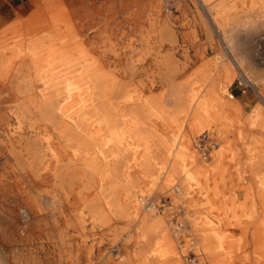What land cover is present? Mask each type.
Returning <instances> with one entry per match:
<instances>
[{
  "label": "bare ground",
  "instance_id": "1",
  "mask_svg": "<svg viewBox=\"0 0 264 264\" xmlns=\"http://www.w3.org/2000/svg\"><path fill=\"white\" fill-rule=\"evenodd\" d=\"M208 1L202 0L203 4ZM87 2L88 10L82 14L49 2L40 13H32L16 23H24L25 27L0 37V104L8 103L6 114L0 116L3 125L0 144L14 161V168H10L13 179L5 185L54 183L67 199L70 192L79 189L75 190L72 185L76 178L83 188H94L93 198H90L92 195L85 197L82 190L77 191L81 205L94 224L109 222L111 211L125 217L128 223L142 215L138 239L143 241V246L131 251L127 262L161 264L169 256L173 258L171 264H183L180 257L173 255L169 243L158 246L156 239L162 240L164 232L169 231L168 221L149 214L156 207L153 197L137 195L138 181L131 173L135 172L140 182H147L167 168L168 178L161 187L175 181L183 186L198 183V174L205 169L198 167L195 153L186 156L192 145L189 139L183 144L184 139L204 128L199 131L203 133L211 124L222 126L244 120L242 107L227 90L234 74L232 67H236L234 81L239 78L244 85L245 75L252 87L256 88L257 82L242 69L244 62L240 57L234 58L233 64L223 61L222 72L207 68L197 80L211 79V85L196 105L204 107L209 101L216 109L207 116L191 114L193 101H185L183 96V88L188 84L173 78L180 70L182 55L190 57L186 42L190 45L197 42L198 24L207 42L215 43L214 32L207 23L187 14L184 0ZM233 5L229 0H220L209 8L222 41L220 57L226 52L232 56L234 50L228 34L230 23L238 30L244 26V17L239 16V11L230 12ZM251 7L264 15V0H254ZM61 22L66 25L64 28L58 25ZM148 61L158 67L157 72L167 83L159 93L142 94V84L131 81L139 69L147 71L148 66L144 68V65ZM186 114L191 127L178 147L185 154L171 157ZM166 129L170 132H164ZM150 141H156L155 148L163 149L166 154L153 156ZM67 144L73 146V155ZM139 149H143L142 153ZM66 155L70 157L65 162ZM150 159H159L158 169ZM230 161V167L239 164L244 167V160ZM172 190L168 191L172 198V194L183 195L179 187L173 193ZM51 199L49 204L54 213L61 204L56 195ZM129 203L132 210L128 208ZM178 206L176 209L182 211V206ZM142 207L149 213L141 214ZM66 211V206L60 209L61 219L54 217L48 227L50 262L101 264L102 258L96 260L97 242H87L83 235L85 211L81 210L73 219L67 217ZM132 237L125 238L126 242Z\"/></svg>",
  "mask_w": 264,
  "mask_h": 264
},
{
  "label": "rangeland",
  "instance_id": "2",
  "mask_svg": "<svg viewBox=\"0 0 264 264\" xmlns=\"http://www.w3.org/2000/svg\"><path fill=\"white\" fill-rule=\"evenodd\" d=\"M87 1L89 0H25V4L26 8L30 10L31 14L38 11V13H40V10H43L45 4L49 2L63 5L69 11L77 10L76 13L80 11V13L82 14L87 12L88 10L89 2ZM218 1L220 0H209L208 3L203 4L202 0H184V3L186 4L185 9L187 14L196 15L197 19L200 22L207 23L209 28L214 32L215 43L210 44L209 42H207L206 37L203 33L202 26L201 24H198L197 42H195L193 45L187 44L186 42L185 48L189 52L190 57L187 59L184 55H182L179 61L180 70L173 79H175V81L177 82L181 81L188 84L183 88V96L185 98V101H193V106L191 105L190 107V113H197L201 116H207V114L212 113L216 109V107L209 101H206L204 103V107L196 105L197 101H199L201 98H203V96L206 95V92L211 85V79L205 81L197 80L200 73L207 68H213V72L215 73L222 72L223 61H227L230 62V64H233L234 58L235 60H238V58L240 57L244 62V66H242V69H244L246 74L251 79L253 78V80L257 82L256 88H246L245 92H243L242 87L238 86L237 82L234 81L236 67H232L234 70V74L230 82L228 83L227 90L234 96V98H236L241 103L240 106L242 107V112L245 118L244 95L250 96L253 101H255L257 105L259 104L264 110V89H261L263 86L262 78L264 77V15H261L258 8L256 13V7H251V3H249L248 0H243L242 2L241 0H229L230 2L235 4L233 5L230 12L233 13L239 11V16L244 17V26L243 28H241L242 30H238L234 25H231L230 23V26L228 27V34L229 37L232 38L234 50L232 56L229 54V52H226L228 55L226 53H223L222 57H220L218 51L222 50V41L212 22L213 14L211 12V9H209L211 5H214ZM253 11L255 12V15H251ZM28 16H25L23 18H26ZM23 18H16L10 20V24L8 22L0 25V37L10 36L11 32L15 28L25 27L24 23L16 25V23ZM252 20H255V22H252ZM58 25L61 26V28H64L66 26L62 22ZM144 68H147V71L144 72L142 69H139L137 73L135 72L133 74L131 81L142 84V88L144 89L141 92L142 94L161 92L166 87L167 83L164 80L163 75L161 74V76L160 73L157 72L158 67L151 63V61H148L145 63ZM148 74L149 76H151L149 77ZM134 77L137 79H135ZM6 104L8 103L1 102L0 116L6 114ZM229 109L231 111L232 108L230 107L228 108V110ZM240 124H244L243 120L240 122ZM189 125H191L190 117L186 114L182 122L179 138H177L180 143L185 138L184 133L188 132L190 129ZM210 126H208L207 128L205 127L207 131L203 132L208 136L206 146H204L203 148H199L197 146V140L199 138L200 132L204 130V128L202 130H199L200 132L196 131L188 138L186 137L183 144H187L189 139V142L192 145V149H187L186 156H188V154L195 153L198 156V167L213 171L218 165H220V167H228L229 164L232 163L229 159H227L230 151L227 152V155L225 154L226 157L224 159L222 156L217 157L216 152L222 150L225 147L226 142L232 139V136H234V129L230 128L229 131H227L226 136L220 138L217 136L214 128H210ZM2 127V119L0 118L1 138L3 132ZM164 132L169 133L170 131L166 129ZM156 144L157 142L155 141L152 142L151 145V147L153 148V156L160 155V150H157V148H155ZM67 147L69 153L73 155V146L67 144ZM139 150L142 153L143 149ZM68 157H70V155H66L63 161L66 162ZM47 161L52 162V160L49 158H47ZM149 162H152L154 168L158 169V166L160 164L159 159H150ZM13 163V159L7 155L4 147L0 144V264H52L49 260L51 237L48 227L51 225L54 217L57 219H61L62 216L59 215L58 211L60 209H64L65 206L67 208V217H70V219H73V216L75 218L77 216V213L81 210L87 211V209H84V207L81 205L77 196V191L82 190L85 197L92 195L90 198H93L95 196L94 188L92 187L90 189H85L80 185L79 181L74 178L72 185L74 186L75 190H77V188L79 189L74 193L70 192L69 197L65 199L63 198V193L60 191V189L54 186V183L40 182L36 186H29L24 183L20 186L13 185L12 187H8L6 186L7 181L12 180L14 176L11 172L14 168ZM188 168L189 167H187V169ZM134 173L135 172L131 174L133 175V177H136L138 181H136L138 189L137 195H139L140 198L153 197V202L156 205V207L154 208L155 210L151 213H149V211L145 210L143 207L140 213H149L152 217L160 216L164 218L166 222L168 221L167 227L169 231L164 232V238L162 240L156 239L159 247L163 244L168 245L169 243L173 255L180 257L183 261V264H186L187 258L190 254H192V252L198 254L200 251L203 252L204 257L201 258L198 255L196 256L204 263L244 264V260L242 261L238 258H236L235 261H232L229 257L226 259L224 258L221 260H214L205 253V250L201 249L197 245V235L195 228L196 224L192 222L190 212L195 210L196 207L198 208V206H195V204H197L196 202H198L199 199H197L195 196L193 197V193L195 189H202V187H200V184L198 186H195V184L183 186L178 181H175L167 187H161V185L164 184L168 178L167 168H164L163 172L156 175L153 180L150 179L147 182H140L138 177ZM22 186L24 188H22ZM48 186L52 187V189H50V187ZM177 187H179L183 191V195L172 194V198L168 191L172 189L174 190ZM55 188H57L58 190ZM173 190L171 193L174 192ZM51 194L56 195V198L59 199V202L61 204V208L55 209L54 213H52L51 211L52 205L49 204V202L52 200ZM135 198L136 202H138L139 200L137 199V197ZM167 198H169V203L167 200L164 201V199ZM38 202L42 203V205ZM178 204L184 207V214H182V211L179 212L176 209L177 207H179ZM129 206L130 207L128 208L132 210V203H129ZM68 207H71V209H69ZM69 211L73 212L70 213ZM86 211L84 213V219L86 221L84 222L85 232L83 231V235H85L87 242H97L95 247L99 251L96 250V260L100 261L99 259L102 258L101 264H132L131 262H127L128 254H130L131 251L140 250L143 246V241L138 239V237L140 236V221L142 215H137L134 221L128 223L125 217L117 214L115 215L111 211L109 212V216L111 217V220L109 222L111 224L107 222L104 225L94 224L89 213ZM174 233H176V236L174 235ZM129 235H132L133 237L132 239L128 240L129 242H126V239H128ZM88 238L91 239L89 240ZM154 242L155 241H152V243ZM118 245H120L121 247ZM118 252L122 255H118ZM168 257H166L161 264H171L173 258Z\"/></svg>",
  "mask_w": 264,
  "mask_h": 264
},
{
  "label": "crops",
  "instance_id": "3",
  "mask_svg": "<svg viewBox=\"0 0 264 264\" xmlns=\"http://www.w3.org/2000/svg\"><path fill=\"white\" fill-rule=\"evenodd\" d=\"M248 1L252 4L254 0ZM30 14L25 0H0V25ZM244 110V124L239 120L210 126L220 138L234 129V136L216 156L224 159L230 151L227 159L244 160V167L239 164L200 172L195 186L200 184L202 189L193 193L199 199L198 208L190 216L196 224L197 245L212 259L229 257L244 260V264H264V110L248 95H244ZM179 145L177 140L171 157L185 154L178 151ZM160 154L166 152L161 149ZM192 253L204 257L202 251Z\"/></svg>",
  "mask_w": 264,
  "mask_h": 264
},
{
  "label": "built area",
  "instance_id": "4",
  "mask_svg": "<svg viewBox=\"0 0 264 264\" xmlns=\"http://www.w3.org/2000/svg\"><path fill=\"white\" fill-rule=\"evenodd\" d=\"M236 82H237L238 86L242 87L243 92H245L246 88H253L252 85L249 82L246 81L245 75H244V85L242 84V81L239 78L236 79ZM207 141H208L207 134L206 133H201L199 135L198 140H197V146L199 148H203L204 146H206V142ZM168 199L169 198L164 199V201L167 200L168 203H169L170 201ZM162 202H163V200H162ZM178 211L181 212V209H178ZM187 262H188V264H206L204 262L203 263L200 262L198 257L195 254H193V253L189 255Z\"/></svg>",
  "mask_w": 264,
  "mask_h": 264
}]
</instances>
